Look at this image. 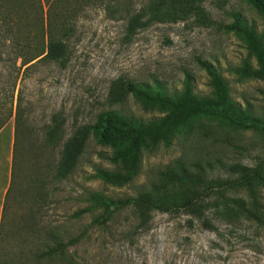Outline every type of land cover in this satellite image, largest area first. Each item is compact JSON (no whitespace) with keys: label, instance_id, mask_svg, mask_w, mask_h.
<instances>
[{"label":"rangeland","instance_id":"obj_1","mask_svg":"<svg viewBox=\"0 0 264 264\" xmlns=\"http://www.w3.org/2000/svg\"><path fill=\"white\" fill-rule=\"evenodd\" d=\"M123 1L129 7L145 2ZM202 5V11L159 16L133 34L126 32L125 12L90 9L68 41L65 66L38 61L22 67L11 22L0 18V117L12 109L0 143L14 129L19 95L31 129L22 136L7 191L0 264H264V185L250 194L213 181L233 162L264 167V126L185 111L183 119L157 122L160 133L140 139L128 133L99 143L90 129L108 108L122 110L136 127L168 113L130 94L109 105L110 84L119 76L157 79L171 94L184 90L189 74L193 93L211 96L199 59L215 64L229 96L264 120V79L239 71L245 62L256 65L248 40L221 27L237 11L264 40V10L242 0ZM196 160L206 172L191 180L180 170ZM95 196L135 201L100 224L104 205ZM236 199L246 200L245 210Z\"/></svg>","mask_w":264,"mask_h":264},{"label":"trees","instance_id":"obj_2","mask_svg":"<svg viewBox=\"0 0 264 264\" xmlns=\"http://www.w3.org/2000/svg\"><path fill=\"white\" fill-rule=\"evenodd\" d=\"M203 1L145 0L139 7H134L131 1L129 7L128 3L123 0H0V18H7L11 22L12 49L14 57L21 59L22 67L27 65L25 68H28L38 61L55 62L60 66H65L70 54L68 41L75 31L79 19L90 9L125 12L126 32L133 34L135 30L159 18V16L169 17L172 13L185 14L198 9L202 11ZM242 1L264 10V0ZM195 3L197 5H194ZM207 15L208 13H206V17ZM230 16L232 21L221 24V27L225 31L243 33L248 40L249 50L256 60L255 66L245 62L239 69L240 73L251 78L264 79L263 37L257 34L255 27L247 23L241 13L231 11ZM198 64L209 75V83L213 90L211 96L193 93L189 74L184 76V90L181 93L174 92L171 94L168 93L163 82L157 79L147 83L134 81L126 76H119L113 80L107 94L109 105L123 101L130 94L165 106L168 113L164 118L152 120L148 125L136 127L122 110L115 108L102 110L96 115V119L90 127L96 140L99 143H105L108 135L128 133H134L137 138L151 133L155 136L160 133V128L163 126L157 122L174 117L183 119L185 111L189 114L226 120L240 127L259 128L264 126V120L252 113L249 103L242 106L229 96L226 80L215 64L201 59L198 60ZM120 88H122L121 92L117 93ZM1 110L0 108V112ZM11 115L12 109H9L8 117ZM8 117H0V130L6 124ZM30 133V123L22 106L21 95H19L14 112L12 182L13 170L17 168L20 158L22 136H28ZM76 144L79 146V140ZM183 164L184 162H182V166ZM181 169L180 171L191 180H196L203 172H206V167L198 160L189 162L188 166L184 165ZM213 181L217 187L228 190L244 189L253 194V189L257 185H264L263 163L257 162L252 166L236 162L230 163L225 175H218ZM8 192L0 222V247ZM95 201L104 205L103 213L97 220L100 224H104L115 210L129 205L135 200L132 198L114 199L95 196ZM234 202L240 208L246 209L245 199H236ZM76 241H78L77 237L67 242L58 243L49 250V253L62 251L68 244H73Z\"/></svg>","mask_w":264,"mask_h":264},{"label":"crops","instance_id":"obj_3","mask_svg":"<svg viewBox=\"0 0 264 264\" xmlns=\"http://www.w3.org/2000/svg\"><path fill=\"white\" fill-rule=\"evenodd\" d=\"M7 125L0 130V136L3 134ZM0 143V222L2 220L3 205L10 185L11 167H12V147L13 130L10 129L6 138Z\"/></svg>","mask_w":264,"mask_h":264}]
</instances>
